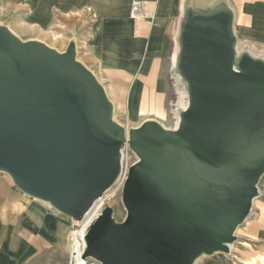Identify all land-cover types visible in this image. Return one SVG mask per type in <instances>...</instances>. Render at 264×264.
Wrapping results in <instances>:
<instances>
[{
    "label": "water",
    "instance_id": "water-1",
    "mask_svg": "<svg viewBox=\"0 0 264 264\" xmlns=\"http://www.w3.org/2000/svg\"><path fill=\"white\" fill-rule=\"evenodd\" d=\"M225 2L191 0L177 71L179 124L128 128L71 42L59 51L0 24V170L26 194L81 220L116 182L127 142L139 160L123 186L122 221L105 206L84 257L102 264H195L231 251L264 175V59L237 50Z\"/></svg>",
    "mask_w": 264,
    "mask_h": 264
},
{
    "label": "crops",
    "instance_id": "crops-1",
    "mask_svg": "<svg viewBox=\"0 0 264 264\" xmlns=\"http://www.w3.org/2000/svg\"><path fill=\"white\" fill-rule=\"evenodd\" d=\"M134 1L49 0V11L67 17L80 13L79 21L90 18L98 33L115 27L128 46V54L123 58L128 63L125 71L130 79L128 109L133 108L135 115L164 116L170 98L169 78L174 68L177 70L182 22L191 0H139L141 10L138 2L133 9L141 15L138 19L131 17ZM219 2H225L234 12L237 50L264 59L248 47L240 48V44L247 43L254 50L264 51V0H196V5L206 8ZM108 21L120 24L111 26L106 24ZM263 177L252 214L236 232L243 245L237 254L246 259V264H253L255 255H264ZM71 223V218L49 202L26 194L9 173L0 170V264H66ZM233 249L223 252L226 257L211 258L205 264H233L229 261L236 253Z\"/></svg>",
    "mask_w": 264,
    "mask_h": 264
},
{
    "label": "rangeland",
    "instance_id": "rangeland-1",
    "mask_svg": "<svg viewBox=\"0 0 264 264\" xmlns=\"http://www.w3.org/2000/svg\"><path fill=\"white\" fill-rule=\"evenodd\" d=\"M136 2L139 3L138 6L141 10L140 1L135 0L132 3L131 10L133 19L141 18V15H136L133 10ZM79 14L74 13L67 17L65 14L54 11L50 13L49 0H1L0 3V24L7 26L22 40H40L61 52L66 51L71 42L76 43L77 59L86 65L105 87L109 98L114 103V118L120 124L132 128L147 119H155L167 128L176 127V122L179 120L178 117L183 109L182 103H179L181 93L187 91L186 83L182 80L178 71L174 68L169 78L170 98L167 104V113L164 116L135 115L134 109L129 110L126 105L130 79L125 71V68H128V63L123 60L128 54V46L123 36L116 32L115 27L104 28L98 33L96 29L92 28L93 22L91 19L86 18L84 21H79ZM106 24L117 26L120 21H108ZM54 34L58 36L57 40L54 39ZM244 47H248L252 49L253 53L264 57L262 49L261 51L254 50L251 44H240V48ZM187 95L186 93L185 100H188ZM117 185L116 182L112 185L116 194L114 203L105 204L104 207L111 205L116 220L122 221L127 214L122 198L124 183ZM259 202L260 199L256 200V205ZM240 230L238 233L242 234ZM242 247V243L237 238V241L233 243L236 256L232 255L231 260H229L233 264H246V259L243 260L237 254L243 249ZM220 257H226V254L218 252L213 255H203L197 260L196 264H205L211 258ZM262 263H264V255H255L253 264Z\"/></svg>",
    "mask_w": 264,
    "mask_h": 264
},
{
    "label": "built area",
    "instance_id": "built-area-1",
    "mask_svg": "<svg viewBox=\"0 0 264 264\" xmlns=\"http://www.w3.org/2000/svg\"><path fill=\"white\" fill-rule=\"evenodd\" d=\"M135 6L137 5L135 4L134 8ZM138 160V156L134 153L130 145L126 142L121 148V168L120 174L116 182L122 179V184L125 183L131 166L135 164ZM91 209L86 213V216L91 211ZM103 209L104 207L100 211L99 208L95 209L92 212L91 216L94 217L98 211L100 212V215ZM99 215L95 217L97 218ZM86 216H84L81 220L71 219V228L69 229V232L67 234L68 259L66 264H102L91 257H84L86 250V235L90 224L96 219L95 218L90 224H88V222L85 221Z\"/></svg>",
    "mask_w": 264,
    "mask_h": 264
},
{
    "label": "bare ground",
    "instance_id": "bare-ground-1",
    "mask_svg": "<svg viewBox=\"0 0 264 264\" xmlns=\"http://www.w3.org/2000/svg\"><path fill=\"white\" fill-rule=\"evenodd\" d=\"M53 33V32H52ZM53 35V34H52ZM54 39L55 40H57L58 39V36H56V34H54ZM179 76V75H178ZM107 92V91H106ZM180 93V92H179ZM186 93L188 94V92L187 91H182V93H181V100H180V102L179 103H182V105H183V109H185L186 107H187V105H188V100H185V98H186ZM108 94V93H107ZM187 97H188V95H187ZM114 110H115V108H114ZM178 119H180V116L178 117ZM116 120V119H115ZM178 124H179V120L176 122V127L178 126ZM122 180V179H121ZM121 180H119L118 182H116L118 185H122V181ZM117 185V186H118ZM115 196H116V194H115V191H114V187L112 186V187H110L108 190H106L105 192H104V194H103V196L102 197H100L99 199H97L96 200V202H95V204H94V206L92 207V209H91V211L87 214V216L85 217V221H87L88 222V224H90L96 217L95 216H97V215H99V211L104 207V205L105 204H113L114 203V199H115ZM111 206V205H110ZM97 208H99V211L95 214V216L94 217H92L91 216V214H92V212L95 210V209H97ZM252 214V213H251ZM230 248H233V244H231L230 245Z\"/></svg>",
    "mask_w": 264,
    "mask_h": 264
}]
</instances>
